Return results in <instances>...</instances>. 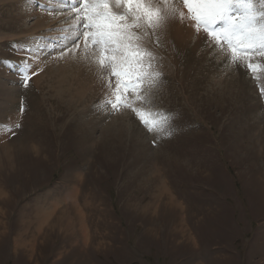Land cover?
<instances>
[{
	"label": "rangeland",
	"instance_id": "rangeland-1",
	"mask_svg": "<svg viewBox=\"0 0 264 264\" xmlns=\"http://www.w3.org/2000/svg\"><path fill=\"white\" fill-rule=\"evenodd\" d=\"M170 6L136 30L152 103L129 101L169 117L149 132L83 33L63 39L70 6L0 0V264H264V56L233 62Z\"/></svg>",
	"mask_w": 264,
	"mask_h": 264
},
{
	"label": "snow or ice",
	"instance_id": "snow-or-ice-1",
	"mask_svg": "<svg viewBox=\"0 0 264 264\" xmlns=\"http://www.w3.org/2000/svg\"><path fill=\"white\" fill-rule=\"evenodd\" d=\"M77 14L76 25L71 37H64L67 43H76L80 33L85 37V47L90 44L100 53L101 66L110 71L109 87L113 100L108 102L113 110L131 108L140 123L152 132L163 127L169 117L136 108L129 96L139 93L142 104H151L150 96L137 89L138 84L152 81L151 51L142 47L137 29H158L165 27L169 19L184 13L178 7L170 6V0H162L163 6H153L154 0H114L117 8L110 7L111 0H61ZM188 9L189 18L202 28L217 44L226 46L232 61L243 60L252 55L264 56V0H181ZM193 4L196 6L193 7ZM67 44H65V47ZM14 47H16L14 45ZM27 52V49H22ZM59 51L62 53L63 48ZM27 65V60L21 61ZM11 65V61H5ZM252 69V64H248ZM23 71V69H22ZM35 75V73H32ZM30 76L25 72L22 83L28 85ZM114 80V84L112 81ZM264 94V89L261 90ZM23 114L21 100L19 109ZM16 129L20 128L17 124ZM11 135L16 131L9 129Z\"/></svg>",
	"mask_w": 264,
	"mask_h": 264
},
{
	"label": "bare ground",
	"instance_id": "bare-ground-1",
	"mask_svg": "<svg viewBox=\"0 0 264 264\" xmlns=\"http://www.w3.org/2000/svg\"><path fill=\"white\" fill-rule=\"evenodd\" d=\"M63 8V7H62ZM66 9V8H65ZM67 14V13H66ZM73 28V27H72ZM71 28V29H72ZM68 31H69V29H68ZM73 31V30H72ZM67 34V33H66ZM65 35V34H64ZM42 45V44H41ZM43 46V45H42ZM34 49H36V48H34ZM28 53H30V52H28ZM39 53V52H38ZM29 55V54H28ZM36 55V54H35ZM38 58V57H37ZM32 67V66H31ZM46 75V74H45ZM166 190V189H165ZM169 192V191H168ZM75 207V206H74ZM93 210V209H92ZM54 214V213H53ZM63 215V214H62ZM57 219V218H56ZM59 219V218H58ZM61 220V219H60ZM57 223V222H56ZM67 224V223H66ZM69 224V223H68ZM65 224H64V221H63V225L61 226V227H63ZM42 230V227H38L37 228V232H38V234L40 233V231ZM81 232H82V230H81ZM35 239V238H34ZM31 246V245H30Z\"/></svg>",
	"mask_w": 264,
	"mask_h": 264
}]
</instances>
